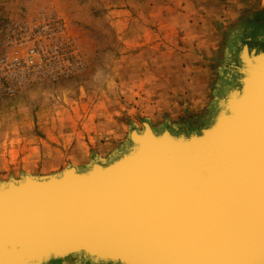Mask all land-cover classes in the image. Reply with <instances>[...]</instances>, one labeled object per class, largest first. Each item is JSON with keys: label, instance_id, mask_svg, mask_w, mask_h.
Wrapping results in <instances>:
<instances>
[{"label": "rangeland", "instance_id": "obj_1", "mask_svg": "<svg viewBox=\"0 0 264 264\" xmlns=\"http://www.w3.org/2000/svg\"><path fill=\"white\" fill-rule=\"evenodd\" d=\"M241 44L264 51V0H0V183L109 161L143 122L199 132Z\"/></svg>", "mask_w": 264, "mask_h": 264}, {"label": "bare ground", "instance_id": "obj_2", "mask_svg": "<svg viewBox=\"0 0 264 264\" xmlns=\"http://www.w3.org/2000/svg\"><path fill=\"white\" fill-rule=\"evenodd\" d=\"M238 40L240 43V39ZM257 51L262 55L256 56ZM236 59L237 65L231 66L234 72V83L221 96L215 97L216 109L211 122L217 112L218 100L224 98L227 91L234 90L235 92L228 101V107H231L230 116L226 117L228 120L223 125V129L212 135L215 137L208 143V145L212 144L215 149L203 150L200 156L201 164L209 166L212 161L208 169L210 177L205 171L200 172V176L185 178L175 173L167 186L163 179L155 175V170L157 166L164 164L166 159L179 156V158H189L190 155H195L199 151L196 147L197 142L207 139L208 134H212L213 131H209L205 137L196 140L195 133L199 132L185 134L174 133L169 129L156 131L148 122H143L140 130L133 129L132 138L136 144L139 143L137 145H140L135 151L136 158L131 160L128 157L121 161L116 165L119 173L113 174L111 178L106 179V176L97 174L96 182L101 181V185H105L101 187V192L105 194L104 196L101 193L102 199L106 201L105 204L120 209L116 211L113 221L96 220L89 226L92 234L99 238L96 244H92L93 251L108 247L106 243L101 242V239L105 237L120 241L119 244L127 241L130 245V237L142 236L149 228L165 230L176 227L206 226L223 227L224 229V226L229 228V220L236 217L239 222L237 228L243 226L247 232L245 236L250 238V240H245V245L249 246L250 252L253 255H264V195L263 199H258L260 197L255 195L259 189L264 191V182H261V179H264V51L256 48L250 49L247 44H241ZM239 63L241 65L243 63L244 67L238 66ZM240 70L244 74H240ZM242 79L245 83L243 92L240 89ZM228 114L229 112L227 116ZM242 121H245L244 136L242 139L235 138L234 141L233 133L244 128ZM248 122H250L249 126L246 127ZM206 127L208 125L202 129ZM226 129L230 130L227 132ZM131 132L127 138L128 147L131 146ZM218 155L221 157L218 158L219 163L217 162ZM253 158L259 159L253 165L262 173L258 171L252 173L249 168H243ZM94 160L89 165L96 162L104 166L111 161V159L109 161ZM192 164L196 165L193 161ZM212 167L214 170H211ZM223 167L228 168L226 174ZM69 168L73 169L68 178L71 186L75 181L74 174H79L80 170L73 165L64 170ZM50 176L55 175L50 174ZM261 176L263 177L260 178ZM25 177H28V183L23 188L24 191L29 189L42 191L36 187L35 183L39 184L38 182L46 177L23 174L18 180L0 183V201L16 199L19 191L17 186L25 182ZM11 183L15 185L13 189L9 188ZM117 201L118 205L115 203ZM122 208L124 210L120 211ZM122 217L124 218L122 220L130 221L128 228H114L113 226L119 224L120 219L118 218ZM88 233L83 231L79 237L86 239ZM250 262L248 259L245 264H250Z\"/></svg>", "mask_w": 264, "mask_h": 264}, {"label": "water", "instance_id": "obj_3", "mask_svg": "<svg viewBox=\"0 0 264 264\" xmlns=\"http://www.w3.org/2000/svg\"><path fill=\"white\" fill-rule=\"evenodd\" d=\"M255 53L256 56L262 55L258 51ZM238 66L243 68L244 64L239 63ZM239 73L244 74L242 70ZM244 84L242 79L241 92L244 91ZM234 92L227 91L224 98L219 99L220 102L218 100L217 112L212 122L199 133H195L198 140L205 137L209 131H213L212 134H208L207 139L197 142L196 147L199 151L195 155H190L189 158L179 156L166 159L164 164L157 166L155 175L163 179L167 186L175 173L182 175L183 178L200 176V172L204 171L210 175L208 169L212 161L209 166L201 164L200 156L203 150L215 149L208 143L214 139L215 136L212 135L223 129L228 120L226 117H229L231 112L228 101ZM244 122L242 121L244 128L233 133L234 141L235 138L242 139L244 136L243 132L246 130ZM226 130L228 132L230 129ZM130 132L132 134L130 147L113 156L107 165L101 166L100 163L94 162L80 169L79 174H74L76 177L71 186L68 178L72 168L58 175L46 177L38 182L39 184L35 183L42 191L34 189L24 191L23 188L28 183V177H25L24 183L16 185L19 190L16 199L0 201V264H51L53 261H63L75 255L81 256L85 264H245L248 259L251 261L250 264H264V255H253L249 246L245 245V240L250 238L245 236L247 232L243 226L237 228L239 222L236 217L229 220V228L223 225L224 229L206 226L165 230L149 228L142 236L130 237V245L127 241L119 244L120 241L105 237L101 242L106 243L108 247L93 251L92 244H96L99 238L92 234L89 226L96 220L113 221L116 211L120 209L105 204L106 201L102 199L105 194L101 192V187L105 185H101V181L96 182V177L99 174L106 176V179L111 178L113 174L119 173L116 165L128 157L131 160L136 158L135 151L140 145L132 138L133 129ZM218 158L221 157L217 156V162ZM258 160L251 159L243 168H249L252 173L255 171L262 173L253 165ZM223 168L226 174L228 168ZM211 170H214L213 167ZM261 180L264 182V179ZM13 186L15 185L11 183L9 188L13 189ZM255 195L260 197L258 199H263L264 191L259 189ZM115 203L119 204L118 201ZM123 210L124 208L120 211ZM118 219L119 224L113 226L114 228H128L130 221L122 220L123 217ZM83 231L89 232L86 239L79 237Z\"/></svg>", "mask_w": 264, "mask_h": 264}]
</instances>
